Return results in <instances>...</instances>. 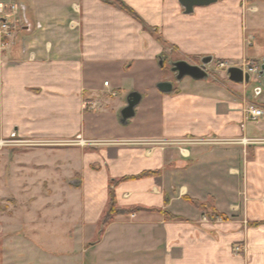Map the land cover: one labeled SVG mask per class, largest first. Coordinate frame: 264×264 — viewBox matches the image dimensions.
I'll list each match as a JSON object with an SVG mask.
<instances>
[{"label":"crops","instance_id":"0c3cea01","mask_svg":"<svg viewBox=\"0 0 264 264\" xmlns=\"http://www.w3.org/2000/svg\"><path fill=\"white\" fill-rule=\"evenodd\" d=\"M120 1L144 25L111 0H0L10 24L0 28V137L53 145L35 156L54 158L37 166L55 172L39 208L79 248L75 264H264V142L243 141L264 140V121L246 111L264 98L223 76L177 81L167 69L257 58L264 2L186 14L181 0ZM132 93L142 99L123 123ZM185 139L214 141L183 157ZM113 182L120 208L143 210L102 230Z\"/></svg>","mask_w":264,"mask_h":264},{"label":"rangeland","instance_id":"374dc122","mask_svg":"<svg viewBox=\"0 0 264 264\" xmlns=\"http://www.w3.org/2000/svg\"><path fill=\"white\" fill-rule=\"evenodd\" d=\"M255 50L258 51V47ZM258 53V56L252 57L261 58L264 56V44L261 45ZM197 62L199 61L197 60ZM234 65L244 69L251 79L253 77L252 81L245 83L250 88L252 98L256 96L259 87L263 91L261 99L264 98V74L260 79L257 68L252 64L241 63V61L233 63L215 60L207 67L209 78L220 80L223 76L224 80L228 81V67L232 68ZM168 66L167 69L170 68V64ZM251 67L252 71L249 70ZM169 70L171 71V69ZM258 100H260L259 97ZM254 101L256 102V100ZM258 104L250 102L246 111L252 106L263 110L259 107L262 105ZM260 119L259 122L264 121V118ZM15 133L0 137V264H7L5 260L9 264H75L74 262L81 259L71 253L79 248L65 235L63 232L65 227L61 224L57 226L61 232H54L51 229V218L39 208V204L43 203L49 195L50 179L53 178L55 172L52 167L39 168L37 166L39 162L49 164L50 161L53 162L54 158H50L51 160L48 161L41 157L42 160L36 159L35 156L43 151L47 153L49 146L53 145L47 140L29 139L24 141L17 138ZM244 140L246 144H253V146L264 142V140L256 138ZM199 144H206V142L195 145ZM71 145L79 146L81 142L76 141ZM24 153L29 154H25L27 155L24 158L26 166H21L19 164L23 162ZM60 176L66 177L64 169ZM46 182L49 183L45 184ZM33 202L36 203L35 207L32 205ZM205 205L206 208L202 210L208 212L211 211L210 209L215 210L213 203L208 202ZM40 211L41 213H38Z\"/></svg>","mask_w":264,"mask_h":264},{"label":"water","instance_id":"95a60500","mask_svg":"<svg viewBox=\"0 0 264 264\" xmlns=\"http://www.w3.org/2000/svg\"><path fill=\"white\" fill-rule=\"evenodd\" d=\"M218 0H181L182 6L186 10V14H192L195 7L208 6L216 3ZM4 22V21H3ZM211 57L202 59V66L190 64L187 61L181 60L173 62L172 72L176 74L177 81H182L185 78H191L195 81H203L209 78L207 67L212 63ZM229 80L235 84H245L251 81L250 75L245 74L240 68H230L227 72ZM158 89L162 93H170L173 91V83L164 82L158 85ZM141 96L138 93H132L128 97L127 107L122 111V122L126 123L129 119L135 116V108L141 101Z\"/></svg>","mask_w":264,"mask_h":264},{"label":"trees","instance_id":"16d2710c","mask_svg":"<svg viewBox=\"0 0 264 264\" xmlns=\"http://www.w3.org/2000/svg\"><path fill=\"white\" fill-rule=\"evenodd\" d=\"M107 1H110V0H107ZM111 1H112V3L116 4L118 8L125 11L127 14H129L130 16L135 18L139 23L144 25V22L138 16V14L132 8H130L128 5H126L124 2H122L120 0H111ZM148 175L149 174H143L140 176V178L146 177ZM113 185H114V182L112 183V185L110 187V202H109L108 209H107V211L104 215V218L102 220V223H101L102 224V230H104L106 227H108L119 216L133 215V214L138 213V212L143 210L141 208H135V209H131V210H126V209L120 208L117 204V201H116V196H115ZM192 204L195 205L196 207L200 208V209L206 208L205 204H201V203L196 202V201H192Z\"/></svg>","mask_w":264,"mask_h":264},{"label":"built area","instance_id":"2783aa9c","mask_svg":"<svg viewBox=\"0 0 264 264\" xmlns=\"http://www.w3.org/2000/svg\"><path fill=\"white\" fill-rule=\"evenodd\" d=\"M0 28L3 31H8L10 29V24L7 22L1 23L0 24ZM225 66V65H223ZM230 68V67H228ZM106 85L108 86V83H106ZM248 113V119L253 121V122H257L262 116H263V110L259 109L258 107L252 106L249 108V110L247 111ZM214 140H203L201 142L203 143H213ZM245 142V140H244ZM177 144H179V152L183 157H189L190 156V151H189V147L193 146L195 144L200 143V141H196L194 139H185V140H180L179 142H176ZM238 251H240L239 249H237Z\"/></svg>","mask_w":264,"mask_h":264},{"label":"flooded vegetation","instance_id":"af4514ba","mask_svg":"<svg viewBox=\"0 0 264 264\" xmlns=\"http://www.w3.org/2000/svg\"><path fill=\"white\" fill-rule=\"evenodd\" d=\"M258 1H263L264 2V0H249L248 1V3L249 4H252V3H254V2H258ZM260 58V57H259ZM259 58H255V59H253V60H248V59H245V60H239V59H230V60H224V61H229V62H233V63H238L239 61H241V63L242 62H244V63H246V64H252L254 67H256L257 68V71H258V77L261 79L262 77V75L264 74V56H262L260 59ZM199 62H197V63H194V65H197V66H202V59L201 60H198ZM214 61V60H213ZM163 62L165 63V62H167V60H163ZM170 63V69H171V71H172V63L173 62H169ZM232 68H240V69H242L241 67H238V66H235L234 65V67H232ZM230 69V68H229ZM207 70H209L208 68H207ZM243 71H244V69H242ZM249 70H253V68L251 67ZM228 77V76H227ZM252 79H253V77H252ZM252 79H251V81H252ZM228 80H229V78H228ZM230 81V80H229ZM231 82V81H230ZM233 83V82H232ZM235 84V83H234ZM262 95H263V91H262V88L261 87H259L258 89H257V96L261 99V97H262ZM261 108H263V117H264V103L262 104V106H260Z\"/></svg>","mask_w":264,"mask_h":264},{"label":"bare ground","instance_id":"6f19581e","mask_svg":"<svg viewBox=\"0 0 264 264\" xmlns=\"http://www.w3.org/2000/svg\"><path fill=\"white\" fill-rule=\"evenodd\" d=\"M106 85V84H105Z\"/></svg>","mask_w":264,"mask_h":264}]
</instances>
